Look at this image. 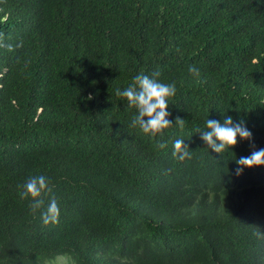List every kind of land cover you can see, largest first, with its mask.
<instances>
[{
  "label": "trees",
  "instance_id": "16d2710c",
  "mask_svg": "<svg viewBox=\"0 0 264 264\" xmlns=\"http://www.w3.org/2000/svg\"><path fill=\"white\" fill-rule=\"evenodd\" d=\"M0 33L23 44L0 48V264H188L199 233L264 264V167L235 174L264 149V0H0ZM156 71L177 91L153 140L116 90ZM224 115L251 146L207 149L197 130ZM176 139L191 158L173 157ZM38 174L57 224L19 195Z\"/></svg>",
  "mask_w": 264,
  "mask_h": 264
},
{
  "label": "clouds",
  "instance_id": "9594fccd",
  "mask_svg": "<svg viewBox=\"0 0 264 264\" xmlns=\"http://www.w3.org/2000/svg\"><path fill=\"white\" fill-rule=\"evenodd\" d=\"M22 46V42L15 46L7 43L4 34L0 33V48L12 52ZM189 72L196 76L199 75V70L195 66L190 67ZM159 76L160 73L158 71L152 73L151 76L141 72L134 77L133 83L123 91L120 89L116 90V95L126 100L125 107L135 110L136 114L132 117L131 127H138L143 134L153 140L157 136L163 138L165 130L173 127L172 122L169 120V102L175 97L177 91L175 83L161 82L158 79ZM87 99L92 100L93 96L89 95ZM175 126L182 130L185 126V120L177 116L175 118ZM197 132L200 139L206 144L207 149L218 155L235 148L240 141H248L250 146L252 144V133L247 129L243 120L236 122L228 115H224L223 123L208 118L206 128L204 130L198 129ZM156 146L159 149L167 147L162 142V139L156 141ZM173 148L172 155L175 159L182 162L185 158H191L190 150L185 145L183 139H176L173 143ZM235 162L238 165L235 170L237 176H241L245 168L264 167V149H254L250 155L240 157ZM224 187L225 184H221V189ZM51 193L52 187L50 186V181L42 174L30 176L22 185V190L19 192L21 199L30 201L29 208L32 214L40 213L41 220L45 226L49 224L54 225L59 222V204L55 196H51ZM48 197L50 199H48L47 207H45V199ZM253 204L254 202L251 201V205ZM107 209L108 207L102 204L95 217L104 216ZM240 211L244 213L242 209ZM219 242L215 244L207 242L204 234L199 233L196 236V241L184 249L185 253L186 251L188 252V264L237 263L234 257H231L224 251ZM103 245L107 246L106 243H103ZM160 248L166 249L164 241H162ZM176 258L179 257L175 256L174 259ZM127 262L125 260L121 263L127 264ZM246 263L258 262L247 260Z\"/></svg>",
  "mask_w": 264,
  "mask_h": 264
}]
</instances>
